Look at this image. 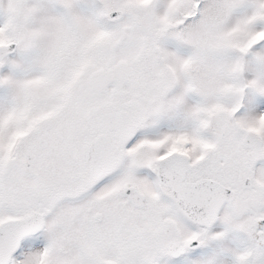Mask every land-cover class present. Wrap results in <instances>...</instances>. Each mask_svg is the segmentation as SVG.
<instances>
[{
    "label": "snow or ice",
    "instance_id": "snow-or-ice-1",
    "mask_svg": "<svg viewBox=\"0 0 264 264\" xmlns=\"http://www.w3.org/2000/svg\"><path fill=\"white\" fill-rule=\"evenodd\" d=\"M0 264H264V0H0Z\"/></svg>",
    "mask_w": 264,
    "mask_h": 264
}]
</instances>
